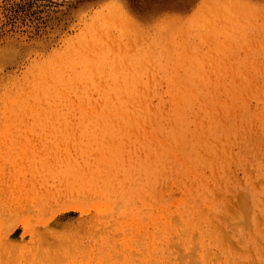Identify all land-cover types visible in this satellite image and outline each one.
Returning <instances> with one entry per match:
<instances>
[{"label": "rangeland", "instance_id": "1", "mask_svg": "<svg viewBox=\"0 0 264 264\" xmlns=\"http://www.w3.org/2000/svg\"><path fill=\"white\" fill-rule=\"evenodd\" d=\"M217 25L0 0V264H264V45Z\"/></svg>", "mask_w": 264, "mask_h": 264}, {"label": "bare ground", "instance_id": "2", "mask_svg": "<svg viewBox=\"0 0 264 264\" xmlns=\"http://www.w3.org/2000/svg\"><path fill=\"white\" fill-rule=\"evenodd\" d=\"M176 1L192 18L212 23L231 24L229 26L217 25L218 30L231 34L247 33L251 35L257 45H264V0ZM239 23H245L246 26H239Z\"/></svg>", "mask_w": 264, "mask_h": 264}]
</instances>
